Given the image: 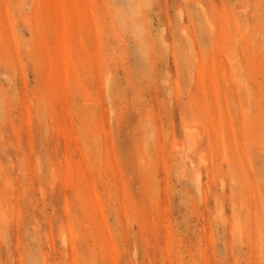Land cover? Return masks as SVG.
Returning a JSON list of instances; mask_svg holds the SVG:
<instances>
[{
  "label": "rangeland",
  "instance_id": "rangeland-1",
  "mask_svg": "<svg viewBox=\"0 0 264 264\" xmlns=\"http://www.w3.org/2000/svg\"><path fill=\"white\" fill-rule=\"evenodd\" d=\"M0 264H264V0H0Z\"/></svg>",
  "mask_w": 264,
  "mask_h": 264
}]
</instances>
